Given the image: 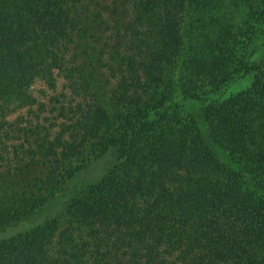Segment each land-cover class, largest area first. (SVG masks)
I'll use <instances>...</instances> for the list:
<instances>
[{"label":"trees","instance_id":"1","mask_svg":"<svg viewBox=\"0 0 264 264\" xmlns=\"http://www.w3.org/2000/svg\"><path fill=\"white\" fill-rule=\"evenodd\" d=\"M256 37L264 0H0V103L29 109L0 115V226L80 186L0 264H264Z\"/></svg>","mask_w":264,"mask_h":264},{"label":"rangeland","instance_id":"2","mask_svg":"<svg viewBox=\"0 0 264 264\" xmlns=\"http://www.w3.org/2000/svg\"><path fill=\"white\" fill-rule=\"evenodd\" d=\"M251 49L255 52L253 59L257 57L258 53L264 49V42L262 38H255ZM258 58V57H257ZM253 81L252 75L238 76L231 81L226 87L216 95L201 96L199 100H190L183 104V111L191 115L199 124L202 122V109L207 105L219 104L222 101L229 99L236 93L250 87ZM61 88V80L58 81L57 91ZM31 95L39 101H46L48 96L53 92L48 90L44 82L40 79L36 80L30 88ZM36 108L33 107V110ZM28 108H22L18 105L2 104L0 103V115L5 116L9 121L15 120L18 116L28 112ZM80 186L77 183L70 182L57 195V197L49 200L41 207L31 211L20 219L0 226V242L25 235L37 228L43 227L53 221L56 217L61 216L66 211L71 200L76 195Z\"/></svg>","mask_w":264,"mask_h":264}]
</instances>
